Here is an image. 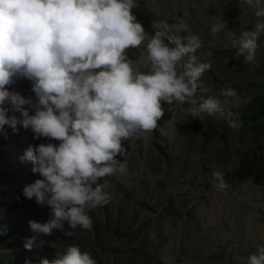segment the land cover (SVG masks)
I'll use <instances>...</instances> for the list:
<instances>
[{
	"label": "clouds",
	"instance_id": "1",
	"mask_svg": "<svg viewBox=\"0 0 264 264\" xmlns=\"http://www.w3.org/2000/svg\"><path fill=\"white\" fill-rule=\"evenodd\" d=\"M246 2L264 17L261 0ZM137 7L138 0H0V134L7 138L5 126L16 133L22 123L34 139L59 141L29 146L20 157L41 177L25 185L23 195L50 209L46 222L28 221L33 235L26 238L27 250L53 230L72 237L77 226L91 228L88 211L111 199L101 178L126 172V163L117 158L126 153L123 142L156 129L165 103L187 102L192 117L219 115L232 128L242 126L218 97L195 96L198 81L212 67L197 55L200 37L176 35L166 21L155 22L158 30L149 36L132 12ZM226 26L227 21L216 23L210 31L215 35ZM177 30L188 31L182 19ZM262 34L264 23L242 31L231 41L232 58L254 62ZM146 39L148 71L141 72L127 50ZM16 78L32 82L35 101L9 90ZM221 95L236 92L221 89ZM9 105L22 113V121L8 115ZM212 175L219 188L228 187L220 170ZM41 264L96 261L72 245ZM247 264H264V246Z\"/></svg>",
	"mask_w": 264,
	"mask_h": 264
},
{
	"label": "rangeland",
	"instance_id": "2",
	"mask_svg": "<svg viewBox=\"0 0 264 264\" xmlns=\"http://www.w3.org/2000/svg\"><path fill=\"white\" fill-rule=\"evenodd\" d=\"M138 3L139 7L132 9L137 19L145 18L152 24L166 21L176 35L199 36L203 47L197 55L201 61L212 63L215 74H241L244 69L264 68V34L258 41L254 62L244 61L243 56L239 60L232 58L235 53L232 39L253 29L256 23H264V17H257L256 9L246 0H138ZM261 6L264 7V0ZM181 19L188 31L177 30ZM223 21H227L226 28L213 35L211 27ZM147 43L146 39L139 48L127 50L141 72L148 71L144 63ZM218 78L220 83H210L202 75L196 98L218 97L226 110L236 113L248 100L246 92L236 87L237 80L221 74ZM226 86L234 89L236 95H221ZM189 107L187 102L165 103V114L156 129L140 132L123 142L126 153L117 158L126 163V172L101 178L100 183L107 184L105 191L114 194L115 203L122 199L117 195V186L133 192L132 202L139 206L130 201L122 211L127 215L137 211L140 218L152 219L148 232L150 247L157 248L166 264H247L248 256L264 246V186L249 179L232 181L227 176L233 166L232 156L242 150L245 137L219 115L204 114L215 129L217 148L214 154L208 150L211 160L200 153L190 129ZM5 131L14 133L8 126ZM216 170L223 173L227 188L217 186L219 181L212 175ZM12 193L4 189L0 201L16 202ZM141 202L150 205L153 212L147 211V207L140 210ZM49 218L37 215L32 220L43 223ZM29 220L21 212L10 219L15 224ZM40 242L39 247L46 243V236Z\"/></svg>",
	"mask_w": 264,
	"mask_h": 264
},
{
	"label": "trees",
	"instance_id": "3",
	"mask_svg": "<svg viewBox=\"0 0 264 264\" xmlns=\"http://www.w3.org/2000/svg\"><path fill=\"white\" fill-rule=\"evenodd\" d=\"M137 21L142 23L148 34L153 35L156 31L154 21L153 24L145 18H139ZM205 72L207 74L203 75L210 83H220L219 74L225 78L229 77L232 81L237 80L236 87L245 91L248 96V100L236 112L243 122L239 131L245 137V144L241 151L232 156L233 166L227 176L232 181L249 179L255 185L264 186V68H255L252 71L244 69L241 74L224 73L222 70L223 74H215L212 68ZM9 90L18 91L24 97L36 100L35 93L32 92V82L26 78H16ZM23 107L32 114L29 105ZM8 115L19 121L23 120L22 113L11 105ZM211 125L205 115L192 117L190 122V129L196 136V147L201 154L209 157V160L212 157L207 156L208 150H213L214 154L217 148L215 129ZM17 129L16 133L7 134V138L0 134V197L3 196L4 189H8L13 192L12 197L17 198L16 202L0 201V233H3L0 234V264H41L43 259L51 262L62 256L72 245H78L81 252H88L96 264H166L158 255L157 248L150 247L148 232L153 225L152 219L140 218L141 213L138 214L137 211L130 215H127L125 210L122 211V207L134 201L135 197L133 192L120 186L116 187V191L119 190L117 195L122 199L115 203L114 194L109 193L111 199L107 204L88 211L92 219L90 229L77 226L72 237H66L61 230H56L53 235L46 236V243L38 246L43 239V236H40L32 249L27 250L24 247L26 238L33 235L29 224L11 223V216L21 212L30 220L37 215L50 217V209L47 206H39L35 199L29 200L23 195L24 186L41 177L31 171V163L22 161L20 157L29 146L49 142L59 144V141H50L44 137L34 139L32 131L23 128L22 123L17 125ZM142 207H147V211L153 212L146 202H141L140 210ZM67 228L65 224V229Z\"/></svg>",
	"mask_w": 264,
	"mask_h": 264
}]
</instances>
